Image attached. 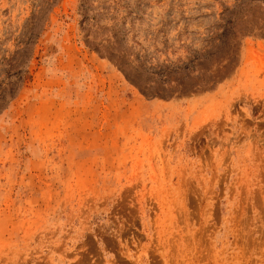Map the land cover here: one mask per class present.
Here are the masks:
<instances>
[{"label":"rangeland","instance_id":"1","mask_svg":"<svg viewBox=\"0 0 264 264\" xmlns=\"http://www.w3.org/2000/svg\"><path fill=\"white\" fill-rule=\"evenodd\" d=\"M0 264H264V0H0Z\"/></svg>","mask_w":264,"mask_h":264},{"label":"trees","instance_id":"2","mask_svg":"<svg viewBox=\"0 0 264 264\" xmlns=\"http://www.w3.org/2000/svg\"><path fill=\"white\" fill-rule=\"evenodd\" d=\"M139 88H140V90H141L144 94H146L145 89H143L142 87H139Z\"/></svg>","mask_w":264,"mask_h":264}]
</instances>
